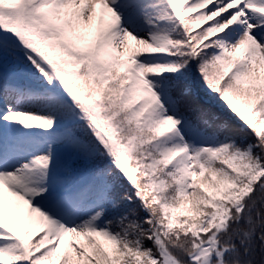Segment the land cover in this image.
<instances>
[{"label": "snow or ice", "instance_id": "6c2138e0", "mask_svg": "<svg viewBox=\"0 0 264 264\" xmlns=\"http://www.w3.org/2000/svg\"><path fill=\"white\" fill-rule=\"evenodd\" d=\"M0 264H264V0H0Z\"/></svg>", "mask_w": 264, "mask_h": 264}]
</instances>
